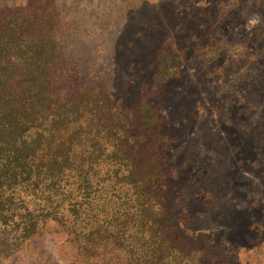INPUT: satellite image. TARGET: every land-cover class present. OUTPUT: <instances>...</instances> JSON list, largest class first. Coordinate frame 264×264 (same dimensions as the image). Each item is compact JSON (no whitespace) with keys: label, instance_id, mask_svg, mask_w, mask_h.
<instances>
[{"label":"rangeland","instance_id":"obj_1","mask_svg":"<svg viewBox=\"0 0 264 264\" xmlns=\"http://www.w3.org/2000/svg\"><path fill=\"white\" fill-rule=\"evenodd\" d=\"M70 71L121 128L155 110L161 209L142 228L107 156L84 191L33 168L0 189V264H264V0H0V86Z\"/></svg>","mask_w":264,"mask_h":264},{"label":"trees","instance_id":"obj_2","mask_svg":"<svg viewBox=\"0 0 264 264\" xmlns=\"http://www.w3.org/2000/svg\"><path fill=\"white\" fill-rule=\"evenodd\" d=\"M26 78L31 84L39 79L37 72L27 73ZM78 79V73L70 71L65 77L62 73H51L46 88L32 84L22 92L0 86V189L12 186V179L29 181L33 168H37L36 178L41 175L56 185L72 178L78 189L84 191L102 173V159L107 156L119 164V171L125 168L127 176L121 171L122 178L138 183L132 201L138 205V217L132 212L125 216L143 217L141 227L145 228L149 225L145 218L158 213L161 206L158 208L156 183L148 185L144 181H158V151L169 146L165 136L158 137V115L136 103L122 115L121 128L110 114L109 97L102 94L100 98L93 89L83 91ZM146 112L156 124L146 122L143 117ZM47 124L49 127L44 126ZM138 125L143 133L135 131ZM26 134L29 136L25 138ZM159 138L162 150L160 146L158 149ZM143 161L147 163L146 169L141 165ZM150 231L151 238L158 243V231L157 234L153 229Z\"/></svg>","mask_w":264,"mask_h":264}]
</instances>
